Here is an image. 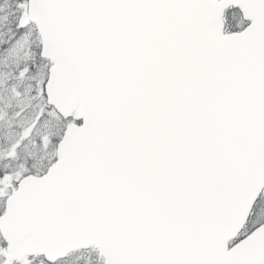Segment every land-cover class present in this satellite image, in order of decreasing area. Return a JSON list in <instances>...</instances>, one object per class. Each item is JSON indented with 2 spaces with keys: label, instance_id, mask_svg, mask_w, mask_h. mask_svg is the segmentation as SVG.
<instances>
[{
  "label": "snow or ice",
  "instance_id": "obj_1",
  "mask_svg": "<svg viewBox=\"0 0 264 264\" xmlns=\"http://www.w3.org/2000/svg\"><path fill=\"white\" fill-rule=\"evenodd\" d=\"M0 264H264V0H0Z\"/></svg>",
  "mask_w": 264,
  "mask_h": 264
}]
</instances>
